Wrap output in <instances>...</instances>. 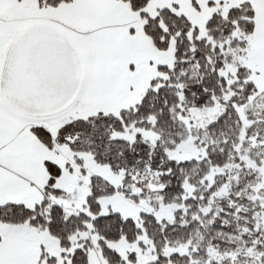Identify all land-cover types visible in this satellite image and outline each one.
Masks as SVG:
<instances>
[{
  "label": "snow or ice",
  "instance_id": "1",
  "mask_svg": "<svg viewBox=\"0 0 264 264\" xmlns=\"http://www.w3.org/2000/svg\"><path fill=\"white\" fill-rule=\"evenodd\" d=\"M0 264H264V0H0Z\"/></svg>",
  "mask_w": 264,
  "mask_h": 264
}]
</instances>
